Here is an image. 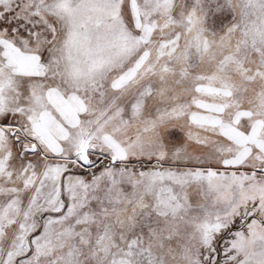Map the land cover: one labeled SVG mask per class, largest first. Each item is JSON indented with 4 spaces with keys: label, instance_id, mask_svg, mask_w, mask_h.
<instances>
[{
    "label": "snow or ice",
    "instance_id": "6c2138e0",
    "mask_svg": "<svg viewBox=\"0 0 264 264\" xmlns=\"http://www.w3.org/2000/svg\"><path fill=\"white\" fill-rule=\"evenodd\" d=\"M0 264H264V0H0Z\"/></svg>",
    "mask_w": 264,
    "mask_h": 264
}]
</instances>
